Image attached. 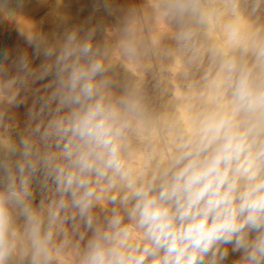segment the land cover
I'll use <instances>...</instances> for the list:
<instances>
[{
    "label": "clouds",
    "instance_id": "clouds-1",
    "mask_svg": "<svg viewBox=\"0 0 264 264\" xmlns=\"http://www.w3.org/2000/svg\"><path fill=\"white\" fill-rule=\"evenodd\" d=\"M0 264H264V0H0Z\"/></svg>",
    "mask_w": 264,
    "mask_h": 264
}]
</instances>
